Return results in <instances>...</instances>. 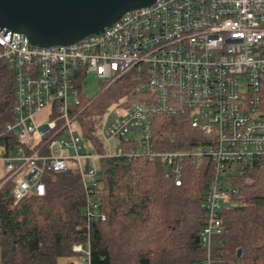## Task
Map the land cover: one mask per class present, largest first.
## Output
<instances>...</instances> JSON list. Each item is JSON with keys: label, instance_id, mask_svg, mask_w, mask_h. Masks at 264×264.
<instances>
[{"label": "built area", "instance_id": "obj_1", "mask_svg": "<svg viewBox=\"0 0 264 264\" xmlns=\"http://www.w3.org/2000/svg\"><path fill=\"white\" fill-rule=\"evenodd\" d=\"M0 59L14 71L12 118L0 137L16 141L0 144L1 183L13 179L16 202L28 193L43 195L46 172L77 169L86 194L87 240L72 245L79 258L71 264H89L88 227L104 218L92 197L99 178L95 161L123 154L113 140L131 137L138 149L126 155L170 164L175 184L181 176L177 159H211L199 238L207 250L201 264H214L220 213L232 200L226 174L233 164L264 157V0H155L67 45L35 46L0 26ZM130 71L134 81L143 78L132 96L146 97L110 124L108 111L99 117L95 134L105 151L98 153L72 126L81 112L82 85L90 73L107 87ZM157 114L183 116L207 144L191 152L153 150L150 125Z\"/></svg>", "mask_w": 264, "mask_h": 264}, {"label": "trees", "instance_id": "obj_2", "mask_svg": "<svg viewBox=\"0 0 264 264\" xmlns=\"http://www.w3.org/2000/svg\"><path fill=\"white\" fill-rule=\"evenodd\" d=\"M132 75L128 72L80 104L82 136L98 153L105 149L95 125L110 106L132 96L143 79L134 81ZM13 105L14 71L0 59V133L11 121ZM150 133L155 151L191 152L207 144L180 115L152 116ZM115 141L123 154L95 161L99 178L92 197L104 218L88 227L89 264H201L207 251L199 238L201 201L214 174L211 159H177L181 176L175 184L170 164L126 155L138 149L135 137ZM6 143L16 141L4 134L0 144ZM43 180V195L28 193L14 202L13 179L1 183L0 177V264H71L79 258L72 245L87 240L86 194L79 173L72 166L46 172ZM225 185L232 200L220 213L223 232L211 249L214 264H264V157L233 164Z\"/></svg>", "mask_w": 264, "mask_h": 264}, {"label": "water", "instance_id": "obj_3", "mask_svg": "<svg viewBox=\"0 0 264 264\" xmlns=\"http://www.w3.org/2000/svg\"><path fill=\"white\" fill-rule=\"evenodd\" d=\"M154 1L0 0V26L24 34L35 46L67 45L102 32L126 11Z\"/></svg>", "mask_w": 264, "mask_h": 264}, {"label": "rangeland", "instance_id": "obj_4", "mask_svg": "<svg viewBox=\"0 0 264 264\" xmlns=\"http://www.w3.org/2000/svg\"><path fill=\"white\" fill-rule=\"evenodd\" d=\"M102 81L99 80L94 74L90 73L86 76L84 83L82 85V94L79 95V98L81 100V103L84 102H88L89 100H91L92 98H94L102 89L103 87L106 85L101 83ZM146 96L142 95V94H137L134 96H131L130 98L125 97L123 99V102L121 104V106H110L108 108V112H109V120L108 123H112L114 121H116L119 117H121L125 111H127L132 104L136 103V102H140V99H144ZM121 99V100H122ZM129 100V101H127ZM42 116L39 115L37 117V120H42ZM80 120H79V116L78 118L73 122L72 126L73 129L76 133H78L80 131V128L82 129V126L80 124ZM113 144H116V141L113 140ZM0 155H1V149H0ZM1 174V172H0ZM64 262H67L68 259L67 258H63L62 259ZM76 259L73 258L72 261H75Z\"/></svg>", "mask_w": 264, "mask_h": 264}]
</instances>
